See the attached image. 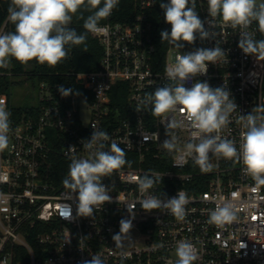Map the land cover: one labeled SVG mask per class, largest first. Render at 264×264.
<instances>
[{"label":"built area","instance_id":"built-area-1","mask_svg":"<svg viewBox=\"0 0 264 264\" xmlns=\"http://www.w3.org/2000/svg\"><path fill=\"white\" fill-rule=\"evenodd\" d=\"M129 1L131 12L122 20H113V9L99 23L107 32L90 33L103 51L97 69L50 73L48 79L33 75L23 85L29 88L33 104L23 107L12 104L8 96L20 86L4 90L0 83V107L10 113L11 128L9 147L0 152V264H82L93 255H99L104 264H175L180 240L195 246L193 264H264V185L257 186L243 172L242 163L212 153V170L202 172L194 155L184 150L194 131L187 126L170 130L177 137V150L169 153L162 147L167 120L180 119L181 114L156 117L151 105L141 101L169 83L165 69L181 49L166 41L163 55L157 52L149 18L156 0ZM196 1L205 27L215 34L201 40L200 48L218 44L227 55L209 63L206 75H197L185 86L207 81L213 88L227 87L238 109L230 114V123L220 135L239 147L244 131L238 122L240 114L264 104V60L245 55L238 47L241 28L225 25L219 17L213 20L207 0ZM247 31L258 40L255 21ZM5 33L4 24L0 34ZM183 45L186 52L197 49L186 42ZM57 76H71L83 89L62 97ZM2 77L18 81L27 74H14L8 64L0 70ZM117 82L125 83L127 105L113 114L111 94ZM93 129L107 133L108 140L102 141L105 151L115 142L127 152L131 166L102 178L111 202L93 217H77L76 194H70L63 180L73 159L90 157L82 141L91 138ZM145 174L155 183L141 192L138 184ZM179 190L189 199L183 220L168 209L146 212L140 206L149 195L167 199ZM65 203L71 204V220L61 215ZM225 203L233 206L236 220L223 228L208 224L210 212ZM121 219H132L133 226L122 234L117 247L112 236L119 232Z\"/></svg>","mask_w":264,"mask_h":264},{"label":"clouds","instance_id":"clouds-1","mask_svg":"<svg viewBox=\"0 0 264 264\" xmlns=\"http://www.w3.org/2000/svg\"><path fill=\"white\" fill-rule=\"evenodd\" d=\"M119 0H11L8 19L14 25V31L0 34V68H7L10 58L20 64L35 60L39 64L54 67L66 59V45H81L87 39V33L107 32L99 22L108 18L117 7ZM102 4V6H101ZM87 5L92 14L84 20V33L70 27L73 16ZM208 16L217 17L225 25L241 28L238 47L245 55L264 60V39L256 40L247 31L255 21L259 31L264 34V2L258 0H207ZM165 23L171 26L170 32H160L161 42L168 41L177 49L183 43L193 44L197 37L201 40L214 37L205 21L195 11L196 0H160ZM94 10V11H93ZM83 18V17H81ZM209 26L212 22L207 20ZM86 52V51H85ZM227 52L216 44L213 48H197L190 52L178 51L173 64L165 69L169 83L157 87L154 93L146 94L141 104L151 105L152 115L167 118L169 114L180 113V119H168L165 125L166 139L162 147L169 153L177 150V137L170 131L185 126L193 129L191 141L184 145L187 155H194V163L202 172L213 168L209 154L218 158L235 160L243 164V172L250 176L257 186L264 185V104L256 105L247 115L240 114L242 124L240 144L234 140L222 138L221 131L230 123V114L238 109L226 86L211 87L207 81H196L192 86L185 84L197 75H206L209 63L215 64L225 58ZM62 97L72 94V89L58 86ZM138 107L136 111H139ZM187 122V124L185 123ZM10 113L0 107V152L9 147ZM108 140L104 131L93 129L91 138L82 141L83 148L89 150V158H76L69 164L67 177L63 184L76 194V216L93 217L97 209L111 202L109 188L102 178L115 170L131 166L126 160L125 151L113 142L108 151L102 141ZM75 147L69 148L74 150ZM155 180L145 174L139 180V190L147 192L153 188ZM189 203L187 194L178 191L171 198L161 199L149 195L140 203L146 212L168 209L178 220L186 215L185 205ZM61 215L71 220V204L61 206ZM236 212L230 203L217 206L210 212L208 224L223 228L236 220ZM120 230L112 236L116 246H121L122 234L132 228V219H121ZM175 264H193L197 259L195 246L180 240L175 246ZM82 264H104L99 255L82 261Z\"/></svg>","mask_w":264,"mask_h":264},{"label":"trees","instance_id":"trees-1","mask_svg":"<svg viewBox=\"0 0 264 264\" xmlns=\"http://www.w3.org/2000/svg\"><path fill=\"white\" fill-rule=\"evenodd\" d=\"M159 2L160 0L155 1L154 7L149 12V18L152 20L153 24V38L157 52L160 55H163L167 44L166 41L161 42L160 32L162 30H168L170 32L171 26L165 23L164 13L163 10L159 7ZM164 2H167V0H164ZM10 4L11 0H0V28L2 25L5 24L6 33L14 31V25L8 19V8ZM131 7V2L129 0H119L117 7L114 8L115 13L112 16L113 20H122V16H125L129 14V12H131ZM87 9V5L83 6L77 12V14L73 16L72 22L70 24V27L75 28L78 34L84 33L86 31L83 28L84 20L87 18L88 15L92 14V12ZM195 11L199 14L197 8V1ZM106 20L107 18L101 20L100 22H104ZM262 39H264V34L259 31L258 40ZM200 45L201 39H199V37H197L195 43L188 44V46L192 48H200ZM65 47L68 52L67 58L62 60L59 64L54 67L48 66L47 64H39L35 60L30 61L27 64H20L14 58H10L9 65L11 67V71L14 74L25 73L27 74V77L18 81H12L7 77H2L0 78V83L4 84L3 89L6 90L7 88H9L10 85L23 86L26 81L32 80V76L36 74L39 76L40 79H48L50 77L48 76L50 73L57 72L63 74L70 71L84 72L95 70L99 67L103 52L102 46L100 45L98 39L92 36L90 33H87V39L85 43L81 45L69 44ZM4 69L5 68H0V70ZM55 80L61 82L65 88L72 89V94L83 89L81 85L75 84V80L71 76H57L55 77ZM66 82L70 83L69 87H67ZM124 85L125 83L123 82H117V84L113 86L111 94V109L113 114L118 112V110L121 112L122 109L127 105V92L125 91ZM8 96L11 100V91L8 93ZM125 153L127 154V152Z\"/></svg>","mask_w":264,"mask_h":264},{"label":"rangeland","instance_id":"rangeland-1","mask_svg":"<svg viewBox=\"0 0 264 264\" xmlns=\"http://www.w3.org/2000/svg\"><path fill=\"white\" fill-rule=\"evenodd\" d=\"M259 2H263V0H258V3ZM180 51L182 53L186 52L183 49H181ZM28 89L29 88L26 86L13 88V90L11 91V103L18 107H23L33 104L32 97H30V95L27 94Z\"/></svg>","mask_w":264,"mask_h":264}]
</instances>
